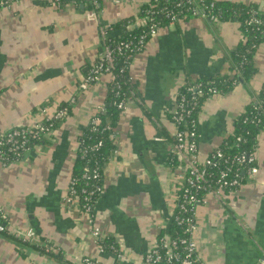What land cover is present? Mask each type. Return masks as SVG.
Instances as JSON below:
<instances>
[{
	"label": "crops",
	"instance_id": "crops-1",
	"mask_svg": "<svg viewBox=\"0 0 264 264\" xmlns=\"http://www.w3.org/2000/svg\"><path fill=\"white\" fill-rule=\"evenodd\" d=\"M146 1L0 5V136L40 122L43 108L51 112L52 105L77 95L68 116L22 160L0 162V209L9 226L0 233V264H79L85 257L105 264H144L159 235L169 232L185 171L183 162L170 161L176 132L171 115L187 81L232 74L231 52L244 38L236 20L194 17L158 29L131 63L132 96L114 125L94 222L67 203L79 140L106 100L108 76L78 99L80 83L104 45V28L139 15ZM233 1L264 12V0ZM255 63L249 81L205 101L199 115L201 156L233 134L262 89L264 40ZM256 152L260 172L233 200L208 195L200 205L198 252L209 264H260L264 256V131ZM95 226L100 242L92 233ZM30 228L34 240L20 242L17 234ZM46 242L60 253L45 251Z\"/></svg>",
	"mask_w": 264,
	"mask_h": 264
},
{
	"label": "trees",
	"instance_id": "trees-1",
	"mask_svg": "<svg viewBox=\"0 0 264 264\" xmlns=\"http://www.w3.org/2000/svg\"><path fill=\"white\" fill-rule=\"evenodd\" d=\"M170 12L176 15L177 19L175 23L194 17H204L211 22L236 20L239 21L244 36L231 52V75L189 80L179 90V93L186 97L188 103L194 102L193 91L192 89L189 90L191 87L200 85L204 91L203 96L196 97L195 110L192 116L189 117V120H192V118L196 120L195 124L198 130L200 124L199 115L205 101L216 94H224L233 90L241 80L245 82L249 81L257 71L255 57L260 44L264 40V12L258 10L254 5H247L233 0H148L143 4L137 18L129 17L122 19L118 23L111 24L105 28V33L103 34L105 42L100 53L105 54L107 49H110L113 53L112 74L103 73L101 75L108 76L107 97L104 102L105 110L102 112L95 111L93 116H98L100 123L95 125L91 119L89 126L82 134L76 151L73 173L70 180L74 182L72 186L75 189L74 197L77 199L78 207L83 208L84 205L90 206L91 214L94 212L97 202L102 195V192L98 189L100 187L101 190L104 188V171L113 148L112 141L114 138L110 130L106 129V126L110 123L114 129L115 123L124 111L117 106V102L124 97L128 102L132 96L130 67L136 51H131L130 48L136 49L142 41L143 48L145 47L149 39L153 37L151 25L155 24L157 29H160L171 24V18L168 15ZM143 18L146 19V23L142 22ZM126 42H130V48L122 47L120 49L122 43ZM95 62L100 63V59L97 58ZM113 75L116 76L113 78ZM118 84L122 88L119 89L120 85ZM65 106L71 111L72 107L69 102H64L59 107ZM60 122L61 120L55 122L54 128ZM175 126L176 131L182 128V126H177L176 124ZM262 131H264V85L255 94L246 111L236 122L233 134L218 147L228 155H235L241 151L254 153L257 150L259 135ZM43 137L34 138L30 134L31 148L39 145ZM99 141H102V145L96 148ZM176 142L177 140L174 135L173 151L170 153V161L173 165L184 161L181 154L175 149ZM86 167L91 168L90 172L87 173L85 171ZM182 188L181 186L179 195L183 191ZM179 211V206L177 205L175 213L178 214ZM184 228L179 226L175 220H172L169 232L165 234L172 237H187L188 232H185ZM162 235L164 233L160 234L158 238ZM20 242L30 243L22 239H20ZM101 243L105 249L106 244L104 242ZM109 247L117 246L110 245ZM161 264L168 263L162 262Z\"/></svg>",
	"mask_w": 264,
	"mask_h": 264
},
{
	"label": "built area",
	"instance_id": "built-area-1",
	"mask_svg": "<svg viewBox=\"0 0 264 264\" xmlns=\"http://www.w3.org/2000/svg\"><path fill=\"white\" fill-rule=\"evenodd\" d=\"M16 0H0L1 6H8ZM121 1V0H115ZM138 1V0H129ZM171 18V24L176 22V15L173 12L168 14ZM143 23L146 19L143 18ZM110 26V25H109ZM107 26V27H109ZM106 27V28H107ZM158 29L155 24L151 25V33L155 35ZM105 33V28L103 34ZM130 42L122 43V47L130 48ZM131 51L139 53L143 49V41L136 48H130ZM135 54V55H136ZM99 62L94 64L89 69V73L80 83V90H87L91 85L98 82L103 73H110L113 63V53L110 49L105 51V54L100 53L97 57ZM116 75H113V78ZM132 78H130L131 80ZM120 85V84H118ZM122 86H119V89ZM193 91V103H188L186 97L179 93L177 97L176 110L173 113L172 121L182 128L175 132L176 144L175 149L184 159L185 171L182 178L181 186L182 192L178 198L179 213H174L172 220H175L179 226L188 232L187 237H172L167 234L157 238L154 246L145 254L144 264H161L166 262L168 264H207L198 252V244L195 237L197 230V214L199 206L205 201V197L213 195L217 198L224 199L223 193L228 191L239 190L248 180H254L260 172V166L257 158V152L247 153L241 151L235 155L226 154L220 147L212 149L204 157L200 153V132L195 124L196 120L189 117L192 116L196 107V97L203 96L204 91L200 85L191 87L189 90ZM76 96H72L69 103L76 102ZM117 106L126 110L128 102L126 98H122L117 102ZM105 110V104L101 103L97 106L96 111L102 112ZM47 108H43L42 120L36 122L31 126H18L10 129L0 136V162L3 165H8L14 161L22 160L25 155L32 149L30 145V134L34 138L45 136L54 130V124L57 121L65 119L69 114V108L58 107L54 112H48ZM93 124H99L100 118L98 116L92 117ZM114 137L115 132L110 123L106 126ZM102 141L96 145L99 148ZM90 167H86L85 171L90 172ZM73 181H70L67 203L78 206L77 199L74 197L75 189L72 186ZM101 190V187L98 189ZM80 210L87 214L91 223L94 222V212L90 213V206L84 205ZM8 215L0 209V233H7ZM93 236L98 242L101 241V232L99 227H94L92 230ZM17 238L24 241H33L35 232L32 228L27 230L24 234H17ZM45 251L54 250L58 252V248L46 242L42 243ZM103 247V246H102ZM104 249V248H103ZM79 264H105L104 262L91 257H85ZM260 264H264V256L260 259Z\"/></svg>",
	"mask_w": 264,
	"mask_h": 264
},
{
	"label": "rangeland",
	"instance_id": "rangeland-1",
	"mask_svg": "<svg viewBox=\"0 0 264 264\" xmlns=\"http://www.w3.org/2000/svg\"><path fill=\"white\" fill-rule=\"evenodd\" d=\"M122 2H129L130 3V1L129 0H122ZM129 17H134V18H137L138 17V12L136 13V14H134V15H129V16H125V17H123L122 19H126V18H129ZM132 27V26H131ZM243 34V33H242ZM244 37V36H243ZM85 92H87V90H82V91H80V92H78L79 93V95H78V99L85 93ZM77 96V95H76ZM216 96V95H215ZM72 98V96L71 97H68V99H66L65 101L66 102H69L70 101V99ZM64 101H61V102H58V103H56L55 105H52L51 106V112L54 110V109H57L62 103H63ZM29 125H32V124H29ZM237 191H228V192H224L223 193V196H224V198H225V200H230V199H234V196H235V193H236ZM200 208H201V206L198 208V210H200ZM197 232H198V229L196 230V240H197ZM197 244H198V246H199V243H198V240H197ZM201 258L207 263V264H209L204 258H203V256L201 255Z\"/></svg>",
	"mask_w": 264,
	"mask_h": 264
}]
</instances>
